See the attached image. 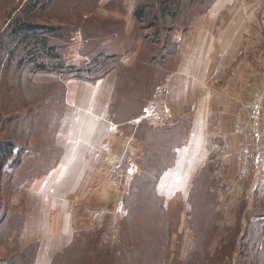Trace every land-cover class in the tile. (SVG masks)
<instances>
[{"label": "trees", "instance_id": "trees-1", "mask_svg": "<svg viewBox=\"0 0 264 264\" xmlns=\"http://www.w3.org/2000/svg\"><path fill=\"white\" fill-rule=\"evenodd\" d=\"M101 1L0 0V264L37 263L41 241L22 244L26 215L13 203V186H24L20 193L25 201L33 181L48 174L62 156L56 137L67 106V80L95 83L113 71L110 118L121 134L134 136L137 150L133 172L128 171L131 187L117 192L126 209L124 248L114 243L112 251L95 255L94 231L77 225L72 241L50 264H264V194L242 201L225 227L229 244L220 249L217 237L224 215L215 151L189 190L186 216L193 239L184 258L179 243L184 220L157 188L190 137L193 114L188 110L173 125L152 123L146 115L181 62L177 33L191 32L217 0H132L130 8L126 0H110L108 7L115 13L109 15L99 11ZM79 30L84 42L82 58L76 61L68 53L72 34ZM126 56L134 62L128 64ZM38 73L58 78L38 81ZM100 179L108 188L106 173H100L96 187ZM96 196L103 205L111 201L105 189ZM114 231H109L111 241Z\"/></svg>", "mask_w": 264, "mask_h": 264}, {"label": "crops", "instance_id": "crops-1", "mask_svg": "<svg viewBox=\"0 0 264 264\" xmlns=\"http://www.w3.org/2000/svg\"><path fill=\"white\" fill-rule=\"evenodd\" d=\"M210 13L196 19L193 31L177 34L183 48L181 62L178 69L168 77L165 91L158 92L156 97L158 106L165 110L168 116L159 120L153 107L146 115L152 123L173 125L177 124L188 110L193 114L190 137L178 149L176 164L169 168V175H163L160 183L162 188L159 191L167 197L164 191L167 190L168 184H173L174 176L175 179L182 178L184 181L186 173L183 171L191 167L199 150L203 149L200 153L201 157L205 158L199 166L197 165V173L210 159L211 152L215 151L218 155V159H214L217 169H221L224 175L232 179L237 178L254 186L253 191L247 189L245 192L247 197L255 199L256 189H261L264 194V114H253L250 105L260 102L264 87L253 88L252 72L240 68L242 61L244 65L247 62V67H256L251 63L253 47L251 50L246 48L247 43L251 44L253 22L247 18L245 12L246 19L241 30L244 32V46L236 50L227 47L226 43L237 29L228 37L223 35L222 31L220 32L221 26H217V18L210 19ZM229 22L231 30L232 25H239L237 18H231ZM257 26L258 28L254 25L257 30L263 27L260 28V22ZM242 36L239 33L233 41V44H237L236 47L239 46ZM212 75L216 77L213 83H209ZM57 78L56 74H36V79L43 82ZM115 81L116 71L110 72L95 83L76 78L67 80V106L61 123L63 127L56 137L57 143L64 150L63 154L48 174L33 181L23 204L26 221L21 241L23 245L34 239L41 241L36 264H50L53 256L63 251L72 241L77 227L73 224V218L78 203L87 199L95 200L100 191L96 182L101 170H108L105 172L106 177H110L112 173L111 177L117 180L121 174L119 176L114 173L113 169L124 157L129 156L130 150L135 147V142L129 136L121 134L110 118L109 106ZM259 90L257 94L256 91ZM138 121L140 119L136 120ZM114 133L120 141L117 152L121 149L122 140V147H125L117 156L112 154ZM123 137L125 138L122 139ZM228 139H231L230 143ZM221 143H226L228 147L222 148ZM187 147L188 155H191L182 165V152ZM232 154L236 155L237 162L233 173H230L234 160V157L231 158ZM179 172L177 176L176 173ZM194 178L190 180V188ZM109 183L108 180V185ZM114 183L123 188L119 181ZM101 190H104L103 186ZM116 195L111 197L110 202H116L117 204L112 203L115 207L121 205V210L118 212L117 209L116 212L122 214L124 207L122 201L116 200ZM109 231L114 229H105L103 233ZM108 243L114 245L113 241Z\"/></svg>", "mask_w": 264, "mask_h": 264}, {"label": "rangeland", "instance_id": "rangeland-1", "mask_svg": "<svg viewBox=\"0 0 264 264\" xmlns=\"http://www.w3.org/2000/svg\"><path fill=\"white\" fill-rule=\"evenodd\" d=\"M109 1L110 0H102L100 3V6H99V11L105 15L115 13L113 9L108 7ZM126 4H127L128 8L132 7V0H126ZM238 6L240 8L236 10V8ZM245 12H246L247 18H249L253 22L252 23L253 27H252V32H251V44L248 45V43H247L246 48H247V50H251V47H253V49H252L253 62H251V63H254V66H256V67H249V66L247 67V65H248L247 62H246V65H244V62L242 61L240 68L243 67L246 70H248L249 73L252 72L251 78L253 81L252 83L254 84L253 88L256 87L257 89H259L258 86L264 87V0H217L214 7H212V9L209 11V13L211 14V16L209 15V18L210 19H212L214 17L217 18V26H221L220 32L222 31L223 35H226L227 37L232 33V31H235L237 29V31L232 33L234 36L230 38V40L226 43V46L229 48H232V49L240 50L244 46V32L241 30H242V26L244 25L243 23L246 19L244 17ZM209 13H207V14H209ZM126 17L129 18L131 21V15L129 13L126 14ZM231 18H237V20L239 21V23H238L239 25L237 27L232 25V30L230 28L231 23L229 22V20ZM259 22L261 23L260 28L263 26L261 28V30H257L254 28V25H255V27L258 28L257 25L259 24ZM194 23H193V25H194ZM222 28H224V30H222ZM239 28H240V30H239ZM193 30H194V28H193ZM247 32H248V30H247ZM239 33H241L243 36H242V40L239 42V46L236 47L237 44L236 43L233 44V41L237 38V35ZM177 34H180V33H177ZM71 39L73 41V45H72V47L68 53V56L72 60L78 61L80 58H82V56L79 53V48L81 46H83V42H84L82 32H80V30L73 32ZM215 40L216 39H214V41ZM123 46H124V44L121 45V47H123ZM217 53H219L218 50H217ZM132 57L133 56H126L125 61L128 64H131L132 62H134ZM236 58H238V57H236ZM258 67H260V68H258ZM212 74H213V71H212ZM227 74H229V73L227 72ZM213 76L214 75L211 76V80L209 83H213L214 78L216 77V76H214V77ZM259 92H260V90L256 91L257 94ZM261 94H262V92L259 94V97L261 96ZM262 100H264V95H262L260 102ZM259 103H255L253 105L255 106ZM260 111H261L260 112L261 115H263L264 109H261ZM133 122L135 123L136 121L132 120L129 123L128 128L133 127ZM127 124L128 123L123 124L122 127L127 126ZM114 126H116V128L118 126L117 130H119V127H120L119 125L114 124ZM62 127L63 126H61L60 128H62ZM129 137L133 140V142H135V147L132 148L130 150V153H129L130 160H131V166H132L133 158L135 159V156L137 153L136 139L134 138V136H129ZM124 138L125 137H123L122 139H124ZM230 142H231V139H228V143H230ZM125 143H126V139H125ZM210 143H211V141H210ZM119 146H120V141H119V139L116 138L115 133H114L113 134L114 151L112 154H116V156L118 155V152L121 150V149H119L117 152V149L119 148ZM220 146L222 148L228 147V145L226 143L225 144L221 143ZM122 148H125V147H122ZM200 151L202 153L203 149L199 150L197 156L194 158V160L191 164V167L188 170L187 169L185 171L182 170L183 172L186 173L185 177H184V181H182V178H181V180L175 179V176H174L172 179L173 184L170 183V184H168V187L165 186L167 188V190L164 191L167 194L166 205H169L168 207L171 208L172 212L175 214L176 217L181 216V218L186 222L185 223L183 221V223L180 225V232H182L180 235V238H179L180 249H181V258L186 257L188 252L192 249L193 231L191 230V228L188 225L186 215H187V211L190 208L189 201H188V195H189L188 193L190 190V180L192 178H194L195 174L197 173V168H196L197 165L200 164L201 162H203V160L205 158V157H201ZM188 152H189V147H187L182 152V156H183V159L181 161L182 165L185 164L184 161L186 159H188L191 155V153H189V155H188ZM225 152H227V151H225ZM232 157H234V160H232V165L230 166V173L231 172L233 173V170L236 168V162H237L236 155L232 154L231 158ZM215 159H218V157ZM170 168H172V167H170ZM7 171L10 172L9 169ZM105 172H106L105 170H101L100 173L103 175ZM169 172L170 171L168 169L165 172L166 175H169ZM214 172H216V177L219 178V180H220L219 182L221 183L220 196H221L222 201L220 204V209H221L220 211L224 215V219L220 223V228H219L220 234L217 237V240H219L218 244H220V249H222L225 244H227V245L229 244L228 239L230 237L228 230L225 227L227 226V224L230 225L233 222L232 218L236 214L235 210L244 205V203L242 201H249V202L252 201L251 196L247 197V193L245 191L247 189H250L253 191L254 186L249 185L248 182L241 181V180L239 181L237 178L232 179L231 177L224 175V172L219 168L218 169L216 168V170ZM176 174L178 176L180 174V172L176 173ZM111 175H113V174L111 173ZM111 175H110V177H108V180L110 181L109 185L107 186L108 188H106L104 186V184L102 183V181L100 179L99 184L97 186V187H99L100 191H101V186H103V188L108 193H111V197H112V196L116 195L117 192L119 193L118 190H121V191L122 190H129V188L131 187V184H130L131 179H130L129 172L127 173V178L125 176L123 178L117 179L118 181L123 180L120 183V186L123 188H120L118 185H115L114 182H117V180L115 178L111 177ZM98 176H99V174H98ZM163 178H164L163 176L160 178L158 185H157L159 193H160V191H159L160 188H162L160 183L163 180ZM3 183H5V179H3ZM3 187H4V191H6V185H3ZM23 188H24V186H19L17 184H14V186H13V193L14 194H13L12 200H13V203L18 205L19 209L24 212L23 204L25 201L22 200L23 197L20 193V191ZM262 194H263V192L261 189L260 190L256 189L254 196L257 199V198L261 197ZM116 196H117V198H116L117 201H122L121 197H119L118 194ZM100 198L99 197H98V199L95 198V200L87 199V201L79 202L78 203V209L76 212H74V218H73L74 226L78 225V227L80 228V225H82V226L89 227L90 229H92L94 231L96 249L98 250V251H95V253H94L95 255L105 253L113 247L112 243L111 244L108 243L111 241V238H109V240L108 239L106 240V238L104 236L105 234L103 232L105 229H110V230L114 229L116 233H115L114 239L112 241L114 243H116V246L123 245V244H121V242L123 241V239H122L123 222H124V218H125L124 214L126 212V209H124V213H122V214L117 213L116 210L118 209V212H119L121 210V205H119L118 207L112 206V203L114 201L109 202L107 204L105 203L103 205V204H101L102 198H101V200H100ZM261 199H262V197H261ZM98 203H99V205H98ZM114 203L117 204L116 202H114ZM122 205L125 208L124 202H122ZM180 212H181V214H180ZM0 216H1V214H0ZM174 246H176V244H173L172 250H174ZM123 248H124V245H123ZM112 250H109V251H112ZM171 253H172V251H171ZM234 263H235V260H234ZM162 264H165V263H162Z\"/></svg>", "mask_w": 264, "mask_h": 264}, {"label": "built area", "instance_id": "built-area-1", "mask_svg": "<svg viewBox=\"0 0 264 264\" xmlns=\"http://www.w3.org/2000/svg\"><path fill=\"white\" fill-rule=\"evenodd\" d=\"M166 87L165 86H162L160 89H159V92L160 93H163L165 91ZM158 102L157 103H154L152 105L153 107V111H155V114L157 115L158 114V119L159 120H162L163 117H167L168 116V113H166L165 110H163L161 107L158 106ZM261 109H264V100H262L259 104L257 105H250V111L255 114V113H260ZM131 167V160H130V156H126L122 159V161L113 169V172L114 173H117L119 176L121 174V176L119 178H123V177H127V171L128 169ZM118 179V178H117ZM118 181V180H117ZM123 180L119 181L120 183L122 182ZM105 238L106 240L110 238V233L107 232L105 235Z\"/></svg>", "mask_w": 264, "mask_h": 264}, {"label": "water", "instance_id": "water-1", "mask_svg": "<svg viewBox=\"0 0 264 264\" xmlns=\"http://www.w3.org/2000/svg\"><path fill=\"white\" fill-rule=\"evenodd\" d=\"M131 172H133V169H131Z\"/></svg>", "mask_w": 264, "mask_h": 264}]
</instances>
